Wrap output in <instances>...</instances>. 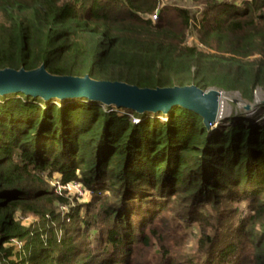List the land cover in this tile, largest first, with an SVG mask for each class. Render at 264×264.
Masks as SVG:
<instances>
[{
  "label": "trees",
  "instance_id": "trees-1",
  "mask_svg": "<svg viewBox=\"0 0 264 264\" xmlns=\"http://www.w3.org/2000/svg\"><path fill=\"white\" fill-rule=\"evenodd\" d=\"M193 1L0 0V69L255 102L264 0ZM227 122L0 95V264H264V120Z\"/></svg>",
  "mask_w": 264,
  "mask_h": 264
},
{
  "label": "water",
  "instance_id": "water-1",
  "mask_svg": "<svg viewBox=\"0 0 264 264\" xmlns=\"http://www.w3.org/2000/svg\"><path fill=\"white\" fill-rule=\"evenodd\" d=\"M19 92L45 100L85 97L139 113H168L179 105L202 116L208 127L216 122L222 95L216 88L204 90L194 84L151 88L122 81L97 80L90 75H57L50 73L44 64L34 69H0V95Z\"/></svg>",
  "mask_w": 264,
  "mask_h": 264
},
{
  "label": "rangeland",
  "instance_id": "rangeland-1",
  "mask_svg": "<svg viewBox=\"0 0 264 264\" xmlns=\"http://www.w3.org/2000/svg\"><path fill=\"white\" fill-rule=\"evenodd\" d=\"M166 1L172 5L188 7L192 9V11L194 12L200 9L199 5L195 4L193 0H166ZM189 37H190L189 41L195 39V36H193L192 33L189 34ZM221 93L222 95L220 97L219 108L222 114V118L219 119L218 121L216 120V123L212 125V127L216 126L221 121H225L226 123H228L227 120L229 119V117H231L234 114L245 115L246 119H249V121L251 122H257V121L263 122L264 111L261 108V105L264 103V92L260 88H257L255 91L256 100L253 103H250L245 99H243L238 92L221 91ZM248 105L251 106L250 109L246 108ZM70 192L72 194L78 193L79 195L77 196H80L82 198L85 197L84 192H79V190L77 191L74 188H72ZM68 193L69 192H67V194ZM194 244H195L194 238L190 236L186 241V246L188 247L185 251L191 254L195 250L193 249Z\"/></svg>",
  "mask_w": 264,
  "mask_h": 264
},
{
  "label": "built area",
  "instance_id": "built-area-1",
  "mask_svg": "<svg viewBox=\"0 0 264 264\" xmlns=\"http://www.w3.org/2000/svg\"><path fill=\"white\" fill-rule=\"evenodd\" d=\"M157 17H158V12L156 11L155 12V14L152 16V18H153V20H156L157 19ZM216 123V122H215ZM214 123V124H215ZM214 124H212V125H214ZM211 125V126H212ZM62 188H68V189H70V190H72V188H74V189H76L77 191L79 190V192H82V190H81V187L78 185V184H69V185H67V186H62V185H58V189L59 190H62Z\"/></svg>",
  "mask_w": 264,
  "mask_h": 264
},
{
  "label": "bare ground",
  "instance_id": "bare-ground-1",
  "mask_svg": "<svg viewBox=\"0 0 264 264\" xmlns=\"http://www.w3.org/2000/svg\"><path fill=\"white\" fill-rule=\"evenodd\" d=\"M222 118V114L220 111H218L217 115H216V120L218 121L219 119Z\"/></svg>",
  "mask_w": 264,
  "mask_h": 264
}]
</instances>
